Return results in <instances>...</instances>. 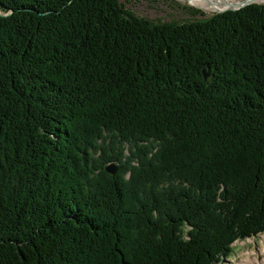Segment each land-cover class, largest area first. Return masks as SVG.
I'll return each mask as SVG.
<instances>
[{"label": "trees", "instance_id": "1", "mask_svg": "<svg viewBox=\"0 0 264 264\" xmlns=\"http://www.w3.org/2000/svg\"><path fill=\"white\" fill-rule=\"evenodd\" d=\"M262 233L264 6L0 0V264H222Z\"/></svg>", "mask_w": 264, "mask_h": 264}, {"label": "rangeland", "instance_id": "2", "mask_svg": "<svg viewBox=\"0 0 264 264\" xmlns=\"http://www.w3.org/2000/svg\"><path fill=\"white\" fill-rule=\"evenodd\" d=\"M125 8L137 16L144 17L162 23H193L211 19L213 12H208L186 2V0H119ZM242 2V0H239ZM264 6V0L248 5ZM245 7V8H246ZM228 9V8H227ZM244 9V8H243ZM226 10V9H225ZM241 10V9H240ZM238 11V10H231ZM230 10L227 12H231ZM226 13V12H224ZM223 14V13H222ZM128 155V152H126ZM94 164L101 163V157L94 156ZM115 165L108 163L107 166ZM234 254L230 259L224 260L222 264H259L264 263V234L251 239L248 243H239L234 247ZM259 262H253V261Z\"/></svg>", "mask_w": 264, "mask_h": 264}, {"label": "bare ground", "instance_id": "3", "mask_svg": "<svg viewBox=\"0 0 264 264\" xmlns=\"http://www.w3.org/2000/svg\"><path fill=\"white\" fill-rule=\"evenodd\" d=\"M192 5L202 8L203 10H206L208 12H215V11H223L227 8H232L234 5H237V2H240L239 0H189ZM247 1V0H242ZM251 2H258L260 0H248ZM118 166L117 164H115ZM264 262V260H262ZM253 262H259L257 260ZM255 264V263H254ZM259 264H262V262H259ZM264 264V263H263Z\"/></svg>", "mask_w": 264, "mask_h": 264}, {"label": "water", "instance_id": "4", "mask_svg": "<svg viewBox=\"0 0 264 264\" xmlns=\"http://www.w3.org/2000/svg\"><path fill=\"white\" fill-rule=\"evenodd\" d=\"M186 2H189V0H186ZM238 4L237 5H234L232 8H228V9H226V10H223V11H221V10H219V11H215V12H213L214 13V15H217V14H222V13H224V12H227V11H231V10H240V9H243V8H245L246 6H248V5H251V4H255V3H257V1L256 2H251V1H242V2H237ZM203 74H204V77H205V80H207L208 78H209V74H207L206 73V71H204L203 72ZM106 172L108 173V174H110V175H115L116 173H117V167L115 166V165H111V166H108L107 168H106Z\"/></svg>", "mask_w": 264, "mask_h": 264}]
</instances>
